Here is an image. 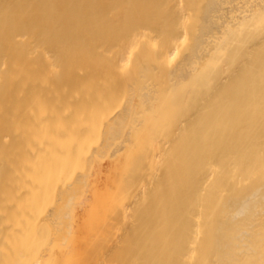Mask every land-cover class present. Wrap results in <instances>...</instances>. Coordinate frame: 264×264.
Instances as JSON below:
<instances>
[{
	"label": "bare ground",
	"instance_id": "1",
	"mask_svg": "<svg viewBox=\"0 0 264 264\" xmlns=\"http://www.w3.org/2000/svg\"><path fill=\"white\" fill-rule=\"evenodd\" d=\"M0 264H264V0H0Z\"/></svg>",
	"mask_w": 264,
	"mask_h": 264
}]
</instances>
